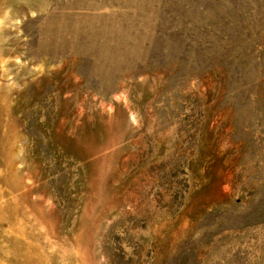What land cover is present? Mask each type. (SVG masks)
Wrapping results in <instances>:
<instances>
[{"label":"rangeland","instance_id":"1","mask_svg":"<svg viewBox=\"0 0 264 264\" xmlns=\"http://www.w3.org/2000/svg\"><path fill=\"white\" fill-rule=\"evenodd\" d=\"M0 264H264V0H0Z\"/></svg>","mask_w":264,"mask_h":264}]
</instances>
